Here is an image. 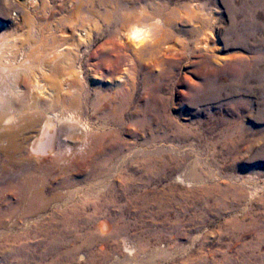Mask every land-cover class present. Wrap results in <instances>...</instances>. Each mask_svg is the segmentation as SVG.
Here are the masks:
<instances>
[{
  "label": "rangeland",
  "instance_id": "1",
  "mask_svg": "<svg viewBox=\"0 0 264 264\" xmlns=\"http://www.w3.org/2000/svg\"><path fill=\"white\" fill-rule=\"evenodd\" d=\"M192 1L213 15L210 53L189 40L180 60L153 64L140 54L134 69L104 44L95 0L55 1L60 27L76 37L92 27L94 41L75 62L79 105L45 102L35 118L71 113L87 131L72 153L59 134L64 162L32 161L25 145L17 172L0 173V189L17 187L0 190L4 216L26 183L48 199L45 211L34 208L25 219L28 203L21 205L10 233L30 243V264L40 254V264H264V32L249 34L252 19L264 25V0H172L180 13L168 9L162 19L182 15L179 6ZM27 3L0 0V31L31 30ZM66 180L92 193L65 205L85 203L76 207L78 224L64 225L56 200ZM51 241L57 248H46Z\"/></svg>",
  "mask_w": 264,
  "mask_h": 264
},
{
  "label": "bare ground",
  "instance_id": "2",
  "mask_svg": "<svg viewBox=\"0 0 264 264\" xmlns=\"http://www.w3.org/2000/svg\"><path fill=\"white\" fill-rule=\"evenodd\" d=\"M55 1L27 0L28 10L24 8L23 14L29 21H32L31 30L24 33L25 31L23 32L21 27L20 31L17 27L10 33L0 31L1 174L17 172V162L24 159L25 145L27 146V157L32 161L40 160L46 165L64 162V157L57 158L63 153L57 147L59 134H65L68 151L72 153V150L75 152L78 150L77 144L83 143L84 138L81 136L84 134L83 130L87 131L86 124L71 113L67 116L47 115L41 120L35 118L36 111L45 102L65 103L74 107L79 105L78 93L81 76L75 69V62L80 57L81 48L83 46L91 48L94 41L92 27H89L83 34L82 30H78V37L72 33L67 34L62 29L63 27H60V20L56 18V15H60L61 9L56 8ZM171 1L95 0L94 3H97L103 11L102 29L106 36L104 44L115 46L117 55L127 58L132 69L140 64L142 60L141 56H138L140 54H146L147 59L149 58L148 60L153 64L180 60L182 51L187 47L189 40L195 43L196 48L199 47L205 54H209L211 51L210 30L213 24L212 13L204 5L200 6L192 1L179 6L182 15L162 19L163 13L168 9L172 16L180 13L174 7H170L172 6ZM34 7L36 12L31 11ZM37 14H40L39 17H35ZM252 20L253 28L249 34L263 33L264 25L258 27L257 21ZM120 39H125L134 45V54L127 51V46H124ZM104 44L103 46H105ZM133 80L134 78L129 80L132 86L135 84ZM28 131L30 132L28 133ZM71 147L73 149H70ZM89 176H93V174L91 173ZM15 186L8 183L0 190L13 194L17 188ZM78 186L79 182L74 180H66L59 186L66 191L65 195L58 196L56 199L61 202L63 208L61 218L64 225L80 222L77 213V208L80 205L78 207L71 205V208H65V205L68 202L81 201L78 198L79 195L88 199L92 194L88 189H74ZM19 191L17 195L14 194L15 203L10 207L7 217L3 215L0 206V264H30V261L35 258H32L31 255L27 258L25 250L31 252L30 243L26 239L24 240L26 242L21 243L23 238L19 235H10V233L18 229L19 219H22L21 217L25 219L32 209L37 208L45 211L48 199L44 197L41 190L36 188L33 181L20 187ZM28 195L31 196L29 200L26 198ZM26 202L28 203L26 213L20 217L17 214L18 208ZM82 202H80L82 204L80 208L83 210L85 203ZM48 246L50 247L46 248L50 250L57 248V245L52 241ZM123 248L126 254H132L133 247L128 242L124 243ZM40 255L36 260L39 264L45 261L44 256Z\"/></svg>",
  "mask_w": 264,
  "mask_h": 264
}]
</instances>
